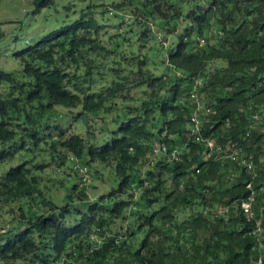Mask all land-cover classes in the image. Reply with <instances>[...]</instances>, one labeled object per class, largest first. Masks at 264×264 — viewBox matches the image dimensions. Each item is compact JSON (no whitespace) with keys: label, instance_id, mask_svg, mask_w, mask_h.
<instances>
[{"label":"trees","instance_id":"1","mask_svg":"<svg viewBox=\"0 0 264 264\" xmlns=\"http://www.w3.org/2000/svg\"><path fill=\"white\" fill-rule=\"evenodd\" d=\"M133 1L112 6L125 24L113 35L83 12L14 53L20 78L0 71V164L29 145L40 156L0 174V214L10 217L0 264H255L259 254L264 264L242 208L252 191L253 212L264 204V173L248 189L244 168L209 156L190 121L215 147L264 162V0ZM52 3L35 0L33 14ZM156 30L175 37L169 51L157 50ZM56 106L96 116L120 106L123 119L96 146L51 124ZM156 142L177 159L154 156ZM85 150L96 175L117 180L92 200L78 188L86 166L73 167L79 180H61ZM50 164L58 169L45 178Z\"/></svg>","mask_w":264,"mask_h":264},{"label":"rangeland","instance_id":"2","mask_svg":"<svg viewBox=\"0 0 264 264\" xmlns=\"http://www.w3.org/2000/svg\"><path fill=\"white\" fill-rule=\"evenodd\" d=\"M35 0H0V28L3 32V37L0 40V71L14 73L19 78L21 77V66L15 59L14 53L32 44L38 38L48 34L49 32L73 23L77 20L83 12H91L87 16H92L98 22L102 20L105 33L113 35L114 28H125V24L119 25L120 20L114 17V4L120 3L121 0H52L49 7L40 10L39 13L33 14ZM135 1V0H134ZM133 1V4H134ZM105 12L101 14V11ZM157 50L160 51L166 47L169 51L176 43L175 37H168L163 39L164 31L156 30ZM105 41L106 37L102 38ZM170 43V44H169ZM169 45V46H168ZM163 50V49H162ZM159 62V61H158ZM161 66L158 68L159 73L165 71ZM118 116L120 119L111 121L112 117ZM107 118V119H106ZM117 118V117H116ZM106 119V122L102 120ZM123 119L122 110L118 106V110L112 116H105L99 114L98 116L89 113H83L80 107L68 109L62 106H56L50 113V123L60 125L65 129V134L75 133L80 137L88 140V143L96 146H101L107 143L111 138V132L115 131ZM92 132L93 134H90ZM31 149V151H30ZM40 160V156L33 145H29L25 151H19L13 158L0 164V174L5 173L9 168L25 163L29 160ZM52 162L51 160H49ZM35 162V161H34ZM33 162V163H34ZM39 162V161H38ZM54 166V165H53ZM52 164L44 171L47 178L49 174L47 171L56 172L58 168L53 167ZM86 166L87 167V182L78 184V188H87L86 194L90 200L97 197L102 192H109L110 189L117 186V180L114 174L107 170H99L95 174V168L101 166L96 163H89L87 152L84 151L81 158H69L66 162V172H70V178L65 174L62 176V181L68 183L70 180L80 178L79 174L73 170V167ZM101 171V172H100ZM41 174L42 172H38ZM103 174L101 176V174ZM51 177V176H50ZM53 178V179H52ZM60 176L52 175L50 184H54L52 191L49 194L50 199L59 201L62 199L65 191L60 187L56 179ZM9 215L0 214V228H7L10 223ZM8 238V236H7ZM6 240V238H5Z\"/></svg>","mask_w":264,"mask_h":264},{"label":"built area","instance_id":"3","mask_svg":"<svg viewBox=\"0 0 264 264\" xmlns=\"http://www.w3.org/2000/svg\"><path fill=\"white\" fill-rule=\"evenodd\" d=\"M192 122L191 134H195V140L197 142H201L206 144L209 148L211 155H217L219 159H231L236 162L239 166L243 167L244 170L249 174L250 181L247 183V188L252 189V182L259 179L264 173V162L261 163L260 167L257 168L256 163L251 157H246L240 147H236L234 145H228L226 149L218 146L215 147L214 141L211 139H204L198 133L199 122L196 117H192L190 119ZM152 154L156 155H169L170 159L176 160L178 157V152L176 150H172L169 152L167 147L159 142H156L152 146ZM261 190L264 191V183L261 186ZM254 201V192L252 191L250 196L245 202H242V208L244 212L248 215L249 219L254 220L253 229L251 235L254 237L255 246L260 249L264 244V204L259 208L257 213L253 212L252 204ZM263 258L259 254L257 259L255 260V264H262Z\"/></svg>","mask_w":264,"mask_h":264},{"label":"clouds","instance_id":"4","mask_svg":"<svg viewBox=\"0 0 264 264\" xmlns=\"http://www.w3.org/2000/svg\"><path fill=\"white\" fill-rule=\"evenodd\" d=\"M87 169V168H86ZM87 181V178L83 181V182H86Z\"/></svg>","mask_w":264,"mask_h":264}]
</instances>
